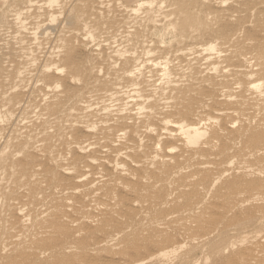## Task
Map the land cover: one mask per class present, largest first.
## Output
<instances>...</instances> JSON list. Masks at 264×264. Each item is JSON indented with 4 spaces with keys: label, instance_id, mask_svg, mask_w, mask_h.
I'll use <instances>...</instances> for the list:
<instances>
[{
    "label": "bare ground",
    "instance_id": "6f19581e",
    "mask_svg": "<svg viewBox=\"0 0 264 264\" xmlns=\"http://www.w3.org/2000/svg\"><path fill=\"white\" fill-rule=\"evenodd\" d=\"M134 223L123 264H264V0H0V259Z\"/></svg>",
    "mask_w": 264,
    "mask_h": 264
},
{
    "label": "rangeland",
    "instance_id": "374dc122",
    "mask_svg": "<svg viewBox=\"0 0 264 264\" xmlns=\"http://www.w3.org/2000/svg\"><path fill=\"white\" fill-rule=\"evenodd\" d=\"M125 1L134 4V2L137 0H125ZM226 9H229V5L226 6ZM206 12H208V10L203 9L200 12V14H204ZM216 25H224V23L223 21H221V22H218ZM157 35H155V37L157 36L156 39L159 40L163 45L169 44L173 39L172 36L167 35V34L165 35L164 33L159 34L158 32ZM163 37L165 38L163 39ZM85 42L87 43V47L81 51H78V54L79 56H81V58H91L93 54L96 52L95 51L96 46H94V44L90 43V41L88 40ZM214 191L215 190H213L212 193H214ZM130 226L131 227L128 230V235L126 237L120 238L114 245L94 250L95 246H91V244H93L94 241H91V242H88L89 243L88 249L79 250L74 255L69 254L66 260L70 261L71 259L75 260L76 258L78 261L80 260L82 261V260H85L88 256H93L94 260L92 261V264H123L121 261V258L123 257L124 253L126 254L133 250V246H132L133 243L139 244L143 248L146 246L145 244H148V240L158 236L157 233L146 229L144 226L140 225L139 223H134ZM141 250L142 252L145 251L144 249H141ZM27 253H25V256L23 259L20 253L17 251L13 252L11 256L2 255L0 259V264H21L22 261H24L26 264L56 263V261L47 262V260L43 261L42 259H35L34 256L31 255V253H28V254ZM56 264H66V263L57 262Z\"/></svg>",
    "mask_w": 264,
    "mask_h": 264
}]
</instances>
